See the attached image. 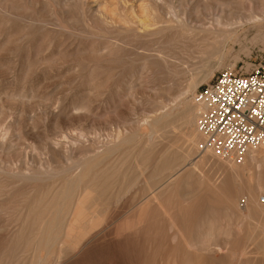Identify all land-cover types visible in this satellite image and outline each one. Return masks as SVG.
I'll return each instance as SVG.
<instances>
[{
  "label": "bare ground",
  "instance_id": "1",
  "mask_svg": "<svg viewBox=\"0 0 264 264\" xmlns=\"http://www.w3.org/2000/svg\"><path fill=\"white\" fill-rule=\"evenodd\" d=\"M199 7L186 6L184 17L178 20L166 16L163 0H0L2 26L11 29L19 23L28 34L30 31L45 32L41 33V38L46 40L37 46L40 49L61 47L105 55L113 53L121 44L127 45L129 40L150 44L164 38H178L195 45L203 58L200 70L190 76L185 89L177 92L174 104L146 122V129L130 130L120 143H104L98 136L86 138L90 155L85 160L79 159L81 162L77 161L75 170L68 166L66 172L74 171L63 176L58 185L54 181L45 189H38L42 176L7 172L24 183H34V186L22 200L17 197L8 202L9 205L0 207V212L9 213L11 208L17 211L12 222L20 223L0 247V264H17L29 251L36 259L33 264L45 263L49 253L59 264L68 254L88 246L90 240L101 234L112 244L122 246L121 243H127L123 249L130 246V264H264V231L256 225L264 221V184L260 179L264 173V147L250 150L241 159L220 158L208 147L207 137L198 130L202 107L194 101L199 80L212 78L215 69L225 63L227 52L263 36L264 0H213L211 5L201 6L202 10ZM207 12L212 14L210 19ZM191 15H202L207 19L193 21ZM58 37H65L67 41L57 44ZM118 37L123 39L121 44L116 41L103 44L101 41L102 38ZM83 39L86 42H80ZM32 47L29 45L27 49ZM214 55H218V65L212 70ZM226 68L232 69L231 66ZM109 107L104 113L106 119L100 120L103 114L95 115L94 124L114 122ZM172 129L182 131L180 135L188 145L186 152L177 146L184 151L179 153L181 157L175 155L177 152L172 147L160 146L163 137L158 141L162 134ZM85 137L63 135L60 141L49 138L48 145L60 151L66 160L73 159L80 146H87L82 141ZM6 142L5 138L0 140V150L7 148ZM130 145L138 148L132 153L126 148L131 154L121 150L120 156L121 147ZM192 156L199 160L189 164L192 168L184 171L182 167ZM248 163L255 167L254 173L249 174ZM200 166H213L220 177L210 181L204 177L205 172L197 173ZM196 173L201 176L198 186L193 191H186L189 194L183 192L182 196H186L182 199L180 188H185V184L187 187V179L195 178ZM132 190L138 193L127 200L126 195ZM123 198L129 202L126 206L122 204L126 209L124 213L130 211V215L125 219L126 213L124 221L112 224L118 202ZM178 198L184 200L183 204L191 200L187 202L189 206L183 205L181 209ZM232 217L242 225L217 226L216 222H233ZM178 221L185 224L178 226ZM174 222L178 225L172 224Z\"/></svg>",
  "mask_w": 264,
  "mask_h": 264
},
{
  "label": "rangeland",
  "instance_id": "2",
  "mask_svg": "<svg viewBox=\"0 0 264 264\" xmlns=\"http://www.w3.org/2000/svg\"><path fill=\"white\" fill-rule=\"evenodd\" d=\"M163 2L165 10L167 8V11H165L166 16L168 18L177 17L178 20H181L184 17L183 13L186 6L193 8L200 5V7L203 6L202 8H204V6L211 5L213 0H163ZM195 4H198V6ZM200 7L199 9L202 10ZM168 8H170L169 11ZM208 13L207 18L210 19L212 14L209 13V17ZM200 16L191 15L190 18H193V21L201 22L202 18L206 17ZM1 22L0 18V25L2 26ZM19 25L21 24L15 23V26L10 27L11 29H7L4 26L0 27V29L4 30H0V34L3 35L0 38V140L5 138L7 141V148L0 150V207L9 205L8 202L17 197H21L20 199L22 200L23 196L30 192L34 186V183H28L27 181L24 183L22 179L14 178L7 172L19 173V175L21 172L22 175L42 176V181L37 184L38 189H45L54 181L58 185L63 180V176L70 174L71 171L77 168L79 159L85 160L90 155V144L87 145L88 142L87 144L85 143L90 137L98 136L104 143L111 141L120 143L125 137L124 135L127 132L129 133L130 130L146 129V122H150L154 116L174 104L177 92L186 88L189 79L200 70L203 62V58L195 45H190L178 38L176 40H169L168 38L161 39L162 41L153 40L154 42L150 44L146 42V44H143L139 40H129L127 45L121 44L122 37L115 39L102 38L103 44L116 41L122 45L115 50L116 53L113 51V53L105 55L89 51L77 52L73 49L69 51L68 48L66 50L63 46V49H60L61 47L51 50L40 49L37 46L44 39L41 38V33L45 34V32H41L39 35L30 31L29 35L28 31L24 32ZM65 40L67 41L65 37L64 39L58 37L55 42L60 44ZM81 41L86 42L84 39ZM29 45L33 46L29 48L31 50L27 49ZM147 47L148 49H146ZM218 48L222 49L221 46ZM158 57H161V61ZM217 58L218 55H214L211 61L212 70L218 65ZM224 62L223 66L215 69L213 77L221 71L227 70L226 67L228 66H231V70L240 74L252 72L253 69L264 62V34L260 39L248 42L241 48L234 47L230 52L226 53ZM145 77H147V80ZM212 78H208L205 81L200 79L196 92L209 83ZM106 81L107 83H105ZM108 105L112 108L113 114L112 111H110V114L114 117V122L109 125H104L103 123L94 124L95 115L102 116L103 114L100 120L104 121L106 119V114L104 115V113L109 107ZM86 114L92 116L89 117ZM182 133V131L172 129L165 135L162 134L158 138V141L162 137L164 138H162L163 141H159L160 146L164 148L172 147L173 149H171L177 152L175 155L181 157L179 153L183 154L182 152L184 151L182 150L188 148L187 143L182 139L183 136L181 137ZM63 135H69L73 138H77L80 135L86 136L82 141L87 146H80L75 151L73 159L69 158V161L65 159V156L60 151L54 150L48 145L49 138L60 141ZM168 140L170 143H167ZM141 143H144V140ZM134 145H130L131 147L122 146L123 148L121 147L119 155L121 156L122 152L125 153L128 150H131V153L135 152L138 147L135 149L136 145ZM177 146H181L182 150L177 148ZM128 152L130 153V151ZM74 159H76L77 164L74 163ZM190 159L191 161L182 167L183 170L191 169L192 167L189 164H194L197 159L199 160L196 156H192ZM79 161L81 162V160ZM131 161H133V158ZM250 165L248 163L249 174L254 173L255 169L254 166L251 165L250 167ZM68 166H70V169L74 167V170L66 172L69 170ZM202 168L200 166V170L197 173L204 174L205 172L204 177L206 176L205 178L210 181L213 182L220 177V174L216 173V169L213 166H202ZM60 169L64 170L60 171ZM197 173L195 178L191 177L192 181H195L194 183L189 178L187 179L189 182L185 181L189 185L187 184L186 187L185 184L183 185L185 188H180L179 193L182 199L184 198L183 196L190 193H186V191H193L198 186L201 176L197 175ZM260 179L264 184V173ZM193 185L195 186L193 187ZM137 188H139V185ZM183 192L186 194L184 193L185 195L182 196ZM18 193L23 194L20 196ZM137 193V190H132L129 195H126V199H131ZM123 199L121 200L122 202H118L119 204L121 202V208L122 204L126 206L129 203L126 199ZM173 200L177 201L175 198ZM183 201H179L182 205L181 209L183 205L189 206L188 203L191 200L184 204ZM119 204V207L117 205L113 207L115 209L117 206L114 216L116 220L114 219L111 222L115 225L118 224V221L120 223L121 220L124 221L130 215V211L129 213L126 212L128 214L126 215L124 213L126 209H123L124 206L120 209ZM185 208L189 209V207ZM17 214L18 212L13 211L12 208L9 213L0 212V247L7 240V235L20 226V223L12 222L13 217ZM220 216L224 215L221 214ZM232 218L230 220H233V222L221 221L216 222V224L217 226L232 227L242 225V223L235 222V219ZM178 222L179 225L177 224ZM178 222L172 224L176 226L185 224L182 221ZM245 225L252 226L255 224L246 223ZM256 225H260L262 232L264 231V221L260 222V224L256 223ZM106 239L107 241L105 236L103 239L102 234L94 237L90 240L91 242L88 246L82 249L80 247L72 254H68L59 264H130V259L132 258L130 246H128V249H123L122 246L124 247L125 245L126 247L127 243H124V245L121 243L122 246H120V244L115 245L114 242L113 244L109 242L108 237ZM128 253L130 254L127 256L126 254ZM35 260L33 253L29 251L21 257L20 262L17 264H33ZM55 262L54 255L49 253L46 262L43 264H58Z\"/></svg>",
  "mask_w": 264,
  "mask_h": 264
},
{
  "label": "built area",
  "instance_id": "3",
  "mask_svg": "<svg viewBox=\"0 0 264 264\" xmlns=\"http://www.w3.org/2000/svg\"><path fill=\"white\" fill-rule=\"evenodd\" d=\"M197 127L220 158L264 147V62L248 74L224 70L199 89Z\"/></svg>",
  "mask_w": 264,
  "mask_h": 264
}]
</instances>
